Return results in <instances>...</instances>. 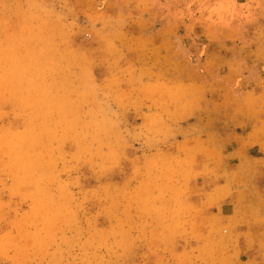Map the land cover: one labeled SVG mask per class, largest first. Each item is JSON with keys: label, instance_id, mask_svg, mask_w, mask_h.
Listing matches in <instances>:
<instances>
[{"label": "rangeland", "instance_id": "1", "mask_svg": "<svg viewBox=\"0 0 264 264\" xmlns=\"http://www.w3.org/2000/svg\"><path fill=\"white\" fill-rule=\"evenodd\" d=\"M259 208L264 0H0V264H264Z\"/></svg>", "mask_w": 264, "mask_h": 264}, {"label": "crops", "instance_id": "2", "mask_svg": "<svg viewBox=\"0 0 264 264\" xmlns=\"http://www.w3.org/2000/svg\"><path fill=\"white\" fill-rule=\"evenodd\" d=\"M250 210V209H249ZM260 212V211H264V209L262 208H259L258 210H256V212ZM249 214L251 215H254L255 213H252L251 211H249ZM260 216L262 217L261 220L256 218V217H259ZM256 217H252V218H249L248 220L249 221H255V222H252V223H247V228L245 229V232H246V237H249V240L251 238H255V237H260L262 236V234H264V213H260L259 215L257 214ZM247 219V218H246ZM255 242H258L260 243V245L256 246L259 250V255L264 258V238L260 237L259 240L255 239L252 243V245H254L253 243ZM251 244H248L247 243V246H249Z\"/></svg>", "mask_w": 264, "mask_h": 264}]
</instances>
